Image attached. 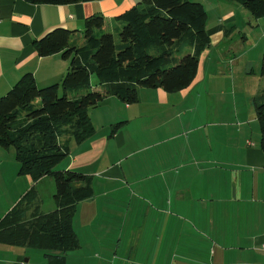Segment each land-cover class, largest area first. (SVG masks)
<instances>
[{
    "label": "crops",
    "instance_id": "obj_1",
    "mask_svg": "<svg viewBox=\"0 0 264 264\" xmlns=\"http://www.w3.org/2000/svg\"><path fill=\"white\" fill-rule=\"evenodd\" d=\"M142 1L0 0V97L28 74L38 87L58 84L61 92L69 62L61 54L40 57L34 41L65 28L73 31L71 43L82 48L87 18L103 16L105 27L98 33L107 32ZM227 1L201 0L206 11L218 12L211 22L208 15L212 45L189 88L142 87L133 104L109 95L89 112L96 130L92 138L82 144L71 136L60 139L70 147L61 169L90 176L94 189L93 198L77 206L80 247L67 254L66 264H264L260 124L254 107L237 105L240 97L246 106L254 100L264 79L250 94L241 93L236 62L232 59L227 70L220 54L211 59L212 49L238 29L237 14L224 7ZM244 73L257 76L254 67ZM226 96L234 99L232 109L224 107ZM117 123L123 126L114 131ZM16 164L15 153L0 147L1 188L15 176ZM30 182L27 188L36 183ZM10 183V204L0 203V222L26 195V190L17 195ZM0 264L49 260L45 251L0 243Z\"/></svg>",
    "mask_w": 264,
    "mask_h": 264
},
{
    "label": "trees",
    "instance_id": "obj_2",
    "mask_svg": "<svg viewBox=\"0 0 264 264\" xmlns=\"http://www.w3.org/2000/svg\"><path fill=\"white\" fill-rule=\"evenodd\" d=\"M28 1L71 5L88 0ZM231 1L240 3L254 19L264 17V0ZM118 21L122 25L120 44L111 32L98 33L105 20L97 14L86 20L87 43L82 48L71 43L73 31L65 28H55L34 41L40 57L61 54L69 62L62 96L60 85L40 88L28 74L0 97V147L15 146L19 175L34 182L52 176L56 185V210L44 213L33 188L0 222V243L45 251L49 264H66L67 254L80 247L74 229L77 206L94 196L90 176L57 170L70 155V147L61 143V136H71L76 144L92 138L96 130L89 112L109 95L133 104L142 87L167 92L189 88L203 53L212 45L208 13L201 2L143 0ZM94 74L102 92L92 86ZM261 74L264 77V58ZM37 100H41L39 108L34 105ZM253 103L264 151V92ZM122 126L117 123L113 129Z\"/></svg>",
    "mask_w": 264,
    "mask_h": 264
},
{
    "label": "rangeland",
    "instance_id": "obj_3",
    "mask_svg": "<svg viewBox=\"0 0 264 264\" xmlns=\"http://www.w3.org/2000/svg\"><path fill=\"white\" fill-rule=\"evenodd\" d=\"M192 1V0H191ZM195 2H201V0H194ZM232 5V8H231ZM225 8H230L235 11L237 14V31L231 34V37L222 44L221 47H215L212 50V61H215V54H220L221 63L223 69H229L228 67L232 64L231 60L233 59L236 62L237 69H236V79H237V88L238 91L244 93L247 91L249 93V89L254 91L257 89L259 85H261L260 79H262L261 69H262V62L264 58V17L260 19H254L249 12L240 4L231 0L227 1V5H224ZM238 7V8H237ZM208 12V11H207ZM218 11L210 10L208 15L210 16V22L216 18V14ZM209 22V23H210ZM122 29L121 24H114V28L108 30L107 32H111L115 36V40L117 44H120V36L119 32ZM101 35V34H100ZM99 35V36H100ZM251 48H253L251 50ZM216 51V52H215ZM222 54V56H221ZM249 67H254L256 75H246L244 73L245 70H248ZM245 69V70H244ZM264 79V77H263ZM262 79V80H263ZM91 83L95 90H100L101 87L99 86V78L97 75L91 76ZM264 89L260 94L256 97H261L263 94ZM63 95V91L61 90L60 96ZM255 100V99H254ZM253 97L248 99L249 102L246 103L244 99L239 98L237 102L239 109H252L253 106ZM41 100H37L35 102V107L39 108V104ZM211 103H213L211 101ZM224 107L226 109H232L234 107V99L230 96H226ZM24 112H22L23 114ZM69 137V135H63L60 139H64ZM61 141V140H60ZM61 141V143H63ZM64 144V143H63ZM15 146L11 149V153H15ZM8 153V152H6ZM19 167V164H16ZM16 166V167H17ZM61 169V166L57 167V170ZM8 173V172H7ZM19 168L15 170V176L6 179L5 184L2 183L3 187L0 186V203L8 206L10 204V198L7 195V184L11 182L10 185L14 187V191H17V195L22 194L24 190L28 193L30 190L35 188L39 195V203L41 204V210L44 213H51L54 212L56 209L55 204V193H56V185L54 178L51 176L44 177L41 179V182L34 183V187H29L31 177L27 175H19ZM29 182V183H28ZM8 201V202H7ZM3 205V204H2Z\"/></svg>",
    "mask_w": 264,
    "mask_h": 264
},
{
    "label": "built area",
    "instance_id": "obj_4",
    "mask_svg": "<svg viewBox=\"0 0 264 264\" xmlns=\"http://www.w3.org/2000/svg\"><path fill=\"white\" fill-rule=\"evenodd\" d=\"M262 251L264 252V245L262 246Z\"/></svg>",
    "mask_w": 264,
    "mask_h": 264
}]
</instances>
